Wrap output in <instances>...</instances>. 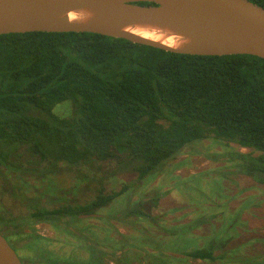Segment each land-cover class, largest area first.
I'll list each match as a JSON object with an SVG mask.
<instances>
[{"label": "trees", "instance_id": "1", "mask_svg": "<svg viewBox=\"0 0 264 264\" xmlns=\"http://www.w3.org/2000/svg\"><path fill=\"white\" fill-rule=\"evenodd\" d=\"M249 1L264 8V0ZM65 102L70 113L60 116L55 109ZM206 140L251 149L220 157L236 175L264 185L263 59L175 54L92 33L0 36V170L14 176L7 183L19 197L22 188L33 190L32 180L46 182L45 177L62 173L84 184L77 203L65 196L60 209L28 205L35 210L32 215L59 225L54 217L69 220L103 210L130 189L127 184L108 190L109 179L130 172L139 188L184 150ZM201 196L215 203L207 193ZM158 197L150 205H157ZM143 199L121 215L145 216ZM227 202L216 209L227 213ZM181 227L174 233L187 234L195 224ZM200 237L187 238L182 254L226 259L219 243L223 238ZM234 254L231 261L243 263ZM244 261L264 264V255Z\"/></svg>", "mask_w": 264, "mask_h": 264}, {"label": "flooded vegetation", "instance_id": "2", "mask_svg": "<svg viewBox=\"0 0 264 264\" xmlns=\"http://www.w3.org/2000/svg\"><path fill=\"white\" fill-rule=\"evenodd\" d=\"M225 163L226 161L222 164ZM167 172L165 169L161 173L155 175L154 178H152L153 180H147L143 182V184L154 182L160 177H166L165 174L168 175ZM12 177H14L13 174L0 170V233L5 236L9 244L17 252L23 264H151L152 262L154 264H171L173 263V259L174 261L183 263L189 260H197L188 258L182 254L185 250L184 241H187V238L190 236H196L197 233L198 236H203V238H209L208 236L212 235L213 237L209 238V242L215 240L216 237H218V239L223 238L222 241H219L221 245H224L222 248L223 252L228 251L227 247L231 241L235 242L236 247L231 253L233 252L234 254L235 252V257H239L242 253V247L239 246L242 234L246 237H250L251 229L247 228V223L244 219L245 214L248 213L250 208L247 206H239L236 208L233 207L230 202L228 203L229 207H227V209L229 211L227 213L223 208H219L218 212L212 213L215 215L205 213L187 215V222L178 223V221L176 224H173L175 227L172 228L162 225L163 222L158 220L154 210L159 208V206L161 207L162 200L170 193H160L157 189H153L151 193L146 195L143 199L148 203L145 205V216L129 217L121 214L107 215V213L102 212V210L98 212L94 210L90 213L74 215V217L69 218V220H65L66 218L58 219L54 217V220H57L56 223L59 224L56 225L53 224V222L43 219L42 217H44V215H32L35 210L27 207L28 205L42 203L50 211L60 209L62 204H64V202L60 200V197H56L55 195L48 196V189L52 185L47 182L46 185L41 186V183H35L32 180V184H34L35 187L31 191L35 194V197L30 198L28 192L25 193L24 188L20 191L22 197H19L17 196L18 191L16 187L7 183V179L13 180ZM45 179L50 180L48 177H45ZM231 179L227 180L229 184H232ZM171 180L174 182L173 177H171ZM14 182L16 181L14 180ZM260 186L263 185L255 183V188ZM141 187H139V189ZM227 188H229L228 185ZM79 189H81V187L78 188L75 183L72 190L69 191L70 194L69 192H61V197L71 196L72 198H70L69 201H77ZM53 190L55 192V189ZM155 196H159L157 205H150V203H152L151 200L154 199ZM247 196L250 195H245V197ZM250 198L252 201L255 196ZM224 200H226V197L223 196V201ZM242 200V197H238L237 201ZM75 201L74 203H77ZM46 202H48V204H46ZM253 204L256 203L251 202L249 206ZM209 205L211 204L209 203ZM12 219L15 221H12ZM89 221H91V226L87 228L80 226ZM194 224L195 228L187 234L174 233L173 231L174 228L181 229L183 225L191 228ZM41 225L54 228L57 232L54 235L55 239H53V237L41 235L38 231ZM117 225L120 228H117ZM140 226L144 227L141 228ZM135 230L137 232H135ZM186 231L188 230H184L183 232ZM63 232L67 233L66 244H71H69L71 248L69 253L66 251V244L60 242L63 239H59ZM56 239H58L59 242L52 241ZM64 240L66 239L64 238ZM142 241L145 242L146 246L139 244ZM247 242H251V240L249 239ZM258 242L264 243V239ZM204 243L205 242L199 241L197 245L203 246ZM258 245L264 249L262 244ZM250 246H252V243L249 247ZM24 247L28 251L31 249L29 252L25 253L26 256H24V252L21 250ZM238 247L240 248L236 250ZM243 250L247 251L249 248L246 247ZM176 254L179 257H177ZM160 256H162V259H159L161 258ZM156 259L158 261H156ZM229 259L198 261L209 264H228L226 260ZM229 261H231V259ZM248 264L254 263L248 262Z\"/></svg>", "mask_w": 264, "mask_h": 264}, {"label": "water", "instance_id": "3", "mask_svg": "<svg viewBox=\"0 0 264 264\" xmlns=\"http://www.w3.org/2000/svg\"><path fill=\"white\" fill-rule=\"evenodd\" d=\"M72 14L84 19L72 22ZM137 26L167 30L184 44L127 31ZM32 32L92 33L175 54L264 60V8L249 0H0V36ZM0 264H23L2 233Z\"/></svg>", "mask_w": 264, "mask_h": 264}, {"label": "rangeland", "instance_id": "4", "mask_svg": "<svg viewBox=\"0 0 264 264\" xmlns=\"http://www.w3.org/2000/svg\"><path fill=\"white\" fill-rule=\"evenodd\" d=\"M62 104L63 105L58 106L55 109L56 113L60 116L69 115L71 109L69 105L70 103L65 102ZM229 151L240 152L243 154H250L253 152L251 149L242 148L236 144L231 143L229 145H226L224 143H217L211 140H206L201 143L195 144L193 146V149L188 148L184 150L174 160L167 163L165 169L166 172L168 171L167 173L170 176L165 174L166 177L168 176L167 178L160 177L154 182L144 183L143 185H140L142 186L140 189L137 186H134V178H132L130 172H120L119 174L111 178V180L109 179L107 181L106 186L108 190L118 191L127 184L130 186V189L126 193H124L122 197L114 201L109 207L102 210V212L107 213V215L121 214L131 202H139V199L145 198L146 195H149L153 189H157V191L164 194L170 193L162 200L161 207L159 206V208L154 210V213L157 214L155 216L158 218V220L163 222L162 225L171 228L175 227V225L173 224H176V222L178 221V223L187 222V215H194L195 213L212 214L218 212L219 210L216 209L215 205L221 206L222 202L224 201H228L226 204L227 207H229V201L230 204L236 208L239 206H247L250 208V210L245 214L244 219L247 223V228H250L251 232L250 237H246L242 234L241 243H239V246L242 247V253L239 257H241L243 260V263L241 264H248V261H244V259H246L247 257H258L260 255H264L263 247H260L258 245L262 244L264 246V243L258 242L264 239V185L255 188V183L252 179L245 176L236 175L234 173V168L232 167L231 163L226 162L225 164H222L225 162V160L221 159L222 157L220 156ZM210 156L220 157V159L214 161L209 159ZM65 174L67 173H62L58 177H50L49 181L39 182V184L41 183V186H43L46 185L47 182H49L52 186L48 189V196L55 195L56 197H61V192L67 193L71 191L74 187V184L76 183L71 175ZM171 177H173L174 182H172L173 180H171ZM230 179L232 181V184H229L227 181ZM77 183L76 185L78 186V188L84 187V184L82 185L79 182ZM227 185L229 186V188H227ZM53 189H55V192ZM219 191L220 193H222V195H224V197H226V200L223 201V198H220V196L222 195H219ZM205 193L211 196L212 199H214L215 203L212 202V204L209 205V203L205 201L204 197L201 196L205 195ZM245 195L250 196L245 197ZM28 196L32 198L35 197V194L31 191L28 192ZM254 196L255 198H253ZM238 197H242L243 200L237 201ZM250 197L253 198L252 201ZM70 198L72 197L66 196V199ZM66 199H62L61 201L65 203ZM251 202H254L256 204L249 206ZM90 223L91 221L80 226L83 228H87L91 226ZM140 227L142 228L144 226ZM117 228L120 227L117 225ZM38 231L41 233V235H44L45 237H53V239H55L54 235L57 233L54 228L46 225H41L38 228ZM135 232L137 231L135 230ZM66 234L67 233L63 232L62 236L59 237V239H63L60 242L64 244H66L67 241ZM195 237H197L198 239L201 238L200 236H198V233ZM64 238L66 240H64ZM249 239L251 240V242H247ZM52 241L59 242L58 239ZM251 243L252 246L249 247ZM69 244H66V251H68V253L71 249ZM139 244L142 246H146L144 241L140 242ZM235 244V242L231 241L228 245V251L225 252L226 258H230L231 251H233L236 247ZM246 247H248L249 250H243ZM21 250L22 252H24V256H26L25 253L29 252L31 249L28 251L24 247ZM217 255H219L218 252ZM177 257L179 256L177 255ZM226 261L228 264H240V262H233L229 260ZM174 263L209 264L203 263L202 261L198 260H189L187 262L180 263L178 261H174L173 259V263L171 264Z\"/></svg>", "mask_w": 264, "mask_h": 264}, {"label": "bare ground", "instance_id": "5", "mask_svg": "<svg viewBox=\"0 0 264 264\" xmlns=\"http://www.w3.org/2000/svg\"><path fill=\"white\" fill-rule=\"evenodd\" d=\"M83 19L84 16L82 14H72L70 16V20L72 22L82 21ZM127 31L145 38L162 42L175 48H179L184 44V41L180 37L175 36L171 32L163 29L137 26L133 28H128Z\"/></svg>", "mask_w": 264, "mask_h": 264}]
</instances>
